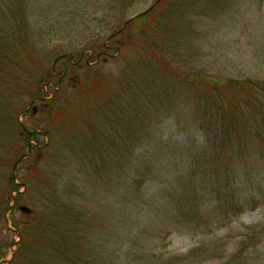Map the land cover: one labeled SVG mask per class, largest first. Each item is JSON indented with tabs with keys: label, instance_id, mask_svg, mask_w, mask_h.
<instances>
[{
	"label": "rangeland",
	"instance_id": "374dc122",
	"mask_svg": "<svg viewBox=\"0 0 264 264\" xmlns=\"http://www.w3.org/2000/svg\"><path fill=\"white\" fill-rule=\"evenodd\" d=\"M116 1L27 0L25 5L20 4V20L26 32L22 40L12 32L16 31L18 4L0 0V49L12 44L11 49L22 50L26 44L41 62H46H42L46 67L67 60L70 55L73 63L82 55L79 67L69 72L60 85L58 70L54 78L41 81L42 90L36 96L30 90L33 87H24L33 85L36 78L39 82L42 71H31L34 77L18 65L17 71H11L27 81L10 86L14 101L20 103L18 121L28 131L37 133V138L29 143L32 150H25L11 172L19 185L21 203L15 207L11 200L5 221H0V264H10L17 249L19 236L14 225L30 220L18 208L24 206L31 211L38 205L46 206L40 195L41 186L25 182L26 168L34 161L45 177H50L46 181L50 191L53 189L62 203L80 215L75 225H70L77 236L81 264H264V99L258 95L261 91L257 96L263 115L255 113L245 139L234 134L242 142L243 152L236 143L226 147L230 166L219 172V178H213L216 175L211 173L203 179L205 172L198 175L191 166L195 163L194 155L198 154L196 160L200 157L202 144L207 153L213 140V132L204 129V143L201 128L203 117L211 114L207 101L198 99L205 94L196 93L192 85L185 86L166 71L152 68L154 58L146 53L149 46L143 33L131 30L127 36L117 35L108 41L125 22L147 11L155 2L132 0L123 6ZM166 2L167 13L175 18L162 41L171 68L177 73L187 77L199 74L210 79L264 81V0ZM146 25L144 33L151 30L150 24ZM121 40L129 46L130 63L115 69L113 62L107 61L102 67L105 56H90L92 48L105 42L112 43L108 55L117 56L119 47L115 42ZM24 59V67L34 64L30 57ZM5 60L0 55V71ZM95 71L103 74L102 82L108 76L113 78L111 71H129L120 82L123 86L109 87L105 92L111 91L118 101L125 99L121 105L132 114V121L134 113L139 114L146 103L157 106L151 112L139 114L138 121L144 127L137 145L134 147L133 142L120 148L122 156L117 165V149L110 145L103 168L99 158L93 156L95 143L83 149L75 146L83 144L84 137L78 138L83 132H87L89 142L90 128L98 127L96 117L87 124L89 108L84 106L85 91L90 88ZM139 89L147 90L154 99L147 101L142 92L137 93ZM54 91H59L57 99H53ZM155 95L161 103H157ZM118 101L114 100V107L119 113ZM130 129L134 131L131 125ZM7 173L0 171V181ZM191 179L198 193L193 215L188 212L194 195L181 188L182 181ZM134 181L141 183L139 190ZM24 185L29 190H24ZM42 186L48 187L45 182ZM217 189L222 190L219 196ZM16 192L12 193L13 199ZM227 193H232L234 209L238 210L225 205Z\"/></svg>",
	"mask_w": 264,
	"mask_h": 264
},
{
	"label": "trees",
	"instance_id": "16d2710c",
	"mask_svg": "<svg viewBox=\"0 0 264 264\" xmlns=\"http://www.w3.org/2000/svg\"><path fill=\"white\" fill-rule=\"evenodd\" d=\"M9 1L10 3L14 4V6L18 4V6H16L17 10L15 12L16 15H18L19 21H16V25L14 27L16 31L12 32L14 35L21 36L22 40H24L26 32L23 28V24H21L23 22L20 20V18H22L20 17V4L25 5L27 0ZM131 1L132 0H117L116 3H121V5L126 6L130 4ZM166 7V0H155L153 6H151L150 9L135 16L130 21L125 22L122 28L108 37V41H112L114 36L117 35L119 36L124 34L127 36L131 33V30H134V32L137 31L139 33H143L142 36L149 46V51L146 53L153 55L152 57L154 58L153 61L155 65L152 66V68H154L156 71H166V73L172 74L175 79L183 82L185 86L192 85L196 93L203 92L205 94L204 97L200 95L198 99H205L207 101L208 107L211 110V114L209 117H203L201 128L203 129L204 143L206 142L204 136L205 130L208 132H213V140L210 144V151L207 153L202 150L204 145L202 144V147L200 148L202 153H199L200 157L197 160L196 158L198 157V154H195L196 156L194 155L193 159L195 163H192L191 168L194 170V173L195 171L198 172V175L205 172V174H202L203 179L211 175V173L216 175L213 177L216 179V177L219 176V172H223L227 166H230L228 155L225 154L227 152L226 147L236 143L239 151L241 153L243 152V147L240 146L242 142L239 143L237 137L240 136V138L243 137L245 139V134L248 130V127L253 125L251 119L256 117L255 113H257V111L261 113V111H259L260 100L257 96V92L261 91V93L258 95L264 99V81H257L249 78L237 80L226 77L210 79L209 77L199 74H194L192 77H187L177 73L174 68H171V63L167 58V51L162 41L163 38L168 34L175 18L172 17L171 13H167ZM146 23L150 24L151 30L147 33H144V27L147 26ZM115 43L113 44L118 45L119 47V53L117 56L108 55V52L112 49V43L107 45L106 42L99 43L97 47L92 48L90 56L95 55V58L97 55L105 56V61L103 60L100 63V66L102 67H105L107 61L113 62L115 69H118L122 63H130V58L127 56L129 46L123 40ZM11 46L12 44L6 46L4 49H0L1 57L4 56L5 59H7L2 61L3 63L1 66L3 71H0V171H8L7 177L3 176V179L0 181V221L3 222L5 221L4 216L6 212L10 210L9 204L11 200L14 202L15 207L21 203V196L18 192L19 185L13 179L11 172L19 164L18 160L20 157H22L25 150H32V148L29 147V143L31 141H36L37 138V133L28 131L18 121V114H20V103H16L14 101L15 98L11 95L10 86L13 82L15 84L18 82L22 83L25 82L26 79L16 77V75L12 74L11 71H17V69H15L17 65L21 68V71H27V73L32 74L33 77L34 73H31V71H42L38 76L39 82H36L38 79L36 78L33 85L30 84L29 86L24 87L25 89L33 87L30 88V90L34 92L32 95L36 96V94L42 90L41 81H47L49 78H54V72L58 70L60 71V75L57 82L60 85L69 72L71 73V71L79 67L78 63L82 57V55L79 56L76 62L72 63L73 58L72 55H70V57H67V60L58 62L57 65L55 62L50 67H46V65L43 64L46 62L42 61V63L40 58L38 59V56H36L33 53L34 51L28 48L26 44L23 45L22 50H13L10 48ZM20 57L21 59H24V57L26 59L30 57L34 64L32 66L24 67V65L21 63ZM134 57H137V52L135 50ZM59 58L63 59V56ZM130 66L131 64L129 67ZM111 72L113 74V78L110 79L108 76L106 80L104 79V82H102L103 74H101V71H95L94 80L93 78L90 80L91 86L85 91V99L87 102L84 104L85 108H89L87 124L91 122L90 119L96 117L97 119L95 120L97 122L96 124H98V127L90 128L88 126V128H90L91 136L88 139L89 142L86 140L88 137L87 132H83L82 136L78 137L80 139L81 137H84L83 144L75 145L83 149L85 145L86 147H89V145L95 143L96 147L92 148L93 156L99 158L100 163H102L100 164L102 168L104 167L103 164L105 163V160L108 156V149H110V145H113L117 149V154L114 153L116 165L119 164V159L122 156L119 154L120 148L123 149L133 142L134 147L137 145V142L140 139L139 134L141 133V129L144 127L143 122L138 121L139 114L141 112H151L153 110L152 107H157L152 106V102L146 103L147 105L145 107H141L139 110V114L136 115V113H134V120L132 121V114L127 109H124L121 105V103H123L122 101L125 99L118 101V97L116 95L113 97L110 94L111 91L109 93L105 92L109 90V87L113 89V86L116 85L123 86L124 84L120 82H123V80H125V78L130 73L129 71L127 73L126 71ZM137 82L138 78L134 79V93H136L137 90ZM140 92L145 95L144 98H146L147 101L154 99L153 95L147 90L139 89L137 93ZM53 94V99H57L59 91H54ZM155 96L157 103H161L159 96ZM114 100L120 103V107H117L120 108L119 113L115 112ZM134 111H136V109H134ZM115 114H117V117ZM262 121H264V118H262ZM130 125L132 128L134 127V131L130 129ZM234 134H236L237 137H235ZM43 149H45V147ZM111 160L113 159L111 158ZM232 161L233 159H231V163ZM100 165L97 166L99 167ZM99 168L101 170V167ZM209 170H211V172H209ZM25 172L26 183L29 182L33 183L34 186L36 184L41 186L40 195L41 198H43V203H45L46 206L44 208H39L38 205L37 208H32L29 214L24 215L27 218H30L29 221L21 223L19 222L18 225H14L16 235L19 236V242L17 249L9 263L63 264L69 262L70 264H81L82 260L79 253L80 250L76 244L77 236L73 234L72 226L70 225L71 222L73 225H75V221L76 219L80 218V215L78 212H75L72 207L62 203V201L58 199L59 196L53 189L50 191V185L46 182L50 177H45L43 170L38 168L37 161L29 164ZM98 175L101 176L100 171ZM139 177H141V174H139ZM192 180L193 179H191L189 182H181L182 190L189 191L192 196L194 195L193 200H190L193 201V203L189 205L188 213L190 215L195 213V207H197L195 195L198 194ZM39 181H41V184ZM43 182H45L48 187L42 186ZM136 183L137 182H135V184ZM230 183L231 182H229L228 185ZM206 184H209V182ZM137 187V190H139L141 187L140 182L137 183ZM24 190L27 191L29 189L24 185ZM15 191H17V197L13 199L12 193ZM221 191L222 190L217 189L216 194L219 196ZM231 194L232 193H227V195H225V205H227V207L231 206L228 207L229 209L233 208V210H238L234 209L235 204L232 200ZM55 198H57L58 201H55ZM59 201L61 203H59ZM63 260H66V262Z\"/></svg>",
	"mask_w": 264,
	"mask_h": 264
},
{
	"label": "water",
	"instance_id": "95a60500",
	"mask_svg": "<svg viewBox=\"0 0 264 264\" xmlns=\"http://www.w3.org/2000/svg\"><path fill=\"white\" fill-rule=\"evenodd\" d=\"M18 209L24 214H29L30 213V210L27 207L20 206Z\"/></svg>",
	"mask_w": 264,
	"mask_h": 264
},
{
	"label": "flooded vegetation",
	"instance_id": "af4514ba",
	"mask_svg": "<svg viewBox=\"0 0 264 264\" xmlns=\"http://www.w3.org/2000/svg\"><path fill=\"white\" fill-rule=\"evenodd\" d=\"M99 57H100V55H97V56H96V59H98Z\"/></svg>",
	"mask_w": 264,
	"mask_h": 264
}]
</instances>
